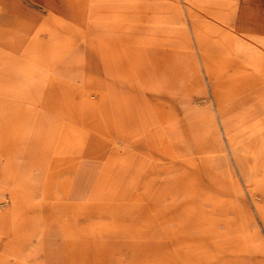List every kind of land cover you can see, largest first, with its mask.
Masks as SVG:
<instances>
[{"label": "rangeland", "instance_id": "1", "mask_svg": "<svg viewBox=\"0 0 264 264\" xmlns=\"http://www.w3.org/2000/svg\"><path fill=\"white\" fill-rule=\"evenodd\" d=\"M184 9L0 0V264H264V0Z\"/></svg>", "mask_w": 264, "mask_h": 264}, {"label": "crops", "instance_id": "2", "mask_svg": "<svg viewBox=\"0 0 264 264\" xmlns=\"http://www.w3.org/2000/svg\"><path fill=\"white\" fill-rule=\"evenodd\" d=\"M181 2L183 3L184 8H185L184 13L187 14L191 0H181ZM175 13H176V17H177V18L175 17L176 19H179L182 22L187 23V25L191 26V28L194 31V37H195L194 41L195 42L198 40H200L201 42L204 41V38L202 36H205V34H202L201 31L199 33V29L193 25V20H192V18L191 19L188 18V14H187L188 22L185 20V18H184L185 14H183L181 7L179 9H177L175 11ZM222 21L227 26H231L228 23V21H225V20H222ZM223 23L220 22V23H215V24L221 26ZM201 44H202V48H200V51H199L200 65L205 70V74H206L208 83L211 86V89L215 90V88H216L215 85H216V81H217L218 76H217V73L215 72V66L213 65L214 61L210 58V56L206 52H203L204 44L203 43H201ZM236 54H237L236 56H227L225 61L229 64H241L245 68H247L246 70H249V67L254 65L255 63L261 62V59L263 58L262 55L259 53V51L249 52L248 48L245 46L237 48ZM238 57H239V59H238ZM252 76H253V73H250V71H249L243 75H240L239 77H237V79L240 78L239 81H241V84H247L251 81V79L257 78V76L256 77H252ZM228 146H230V148H231V142H228ZM225 147H226V144L224 146V152H227V147L226 148ZM233 153L234 152L232 149V154ZM237 167L239 169L240 176H242L244 179L245 178L244 170H243V166H242L240 161H238ZM263 224H264V222H263Z\"/></svg>", "mask_w": 264, "mask_h": 264}, {"label": "bare ground", "instance_id": "3", "mask_svg": "<svg viewBox=\"0 0 264 264\" xmlns=\"http://www.w3.org/2000/svg\"><path fill=\"white\" fill-rule=\"evenodd\" d=\"M81 127V126H80ZM224 150V149H223ZM49 173V172H48ZM52 174V173H51ZM73 183V182H72ZM72 186V185H71Z\"/></svg>", "mask_w": 264, "mask_h": 264}]
</instances>
